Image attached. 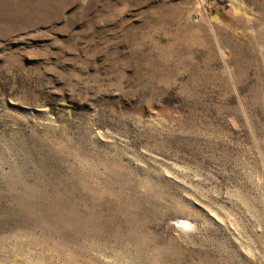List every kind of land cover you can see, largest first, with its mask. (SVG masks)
<instances>
[{"label": "rangeland", "instance_id": "rangeland-1", "mask_svg": "<svg viewBox=\"0 0 264 264\" xmlns=\"http://www.w3.org/2000/svg\"><path fill=\"white\" fill-rule=\"evenodd\" d=\"M0 264H264V0H0Z\"/></svg>", "mask_w": 264, "mask_h": 264}, {"label": "bare ground", "instance_id": "bare-ground-1", "mask_svg": "<svg viewBox=\"0 0 264 264\" xmlns=\"http://www.w3.org/2000/svg\"><path fill=\"white\" fill-rule=\"evenodd\" d=\"M178 222H180V220Z\"/></svg>", "mask_w": 264, "mask_h": 264}]
</instances>
